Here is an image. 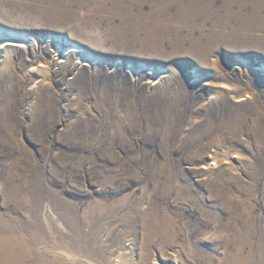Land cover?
I'll return each instance as SVG.
<instances>
[{"label":"rangeland","instance_id":"obj_1","mask_svg":"<svg viewBox=\"0 0 264 264\" xmlns=\"http://www.w3.org/2000/svg\"><path fill=\"white\" fill-rule=\"evenodd\" d=\"M184 4L0 0V25L38 37L49 70L36 81L18 48L0 78V231L25 244L0 264H219L245 223V264H264V0ZM59 37L100 61L48 60ZM17 170L26 195L5 200ZM157 207L172 237L148 234Z\"/></svg>","mask_w":264,"mask_h":264},{"label":"bare ground","instance_id":"obj_2","mask_svg":"<svg viewBox=\"0 0 264 264\" xmlns=\"http://www.w3.org/2000/svg\"><path fill=\"white\" fill-rule=\"evenodd\" d=\"M146 1L147 0H139L140 3H145ZM155 1H160V0H155ZM162 1H163V3L169 2V0H162ZM173 1L176 2L177 6H186L184 4V0H173ZM185 2L189 6H191V4L193 2L198 5L200 0H188V2H187V0H185ZM115 6H122V5L117 2L115 4ZM256 6H260V5L258 3H256ZM39 44H40V41H39L38 37H35L26 31H16L13 29L9 30V29H6L5 27L0 25V78L4 74L7 75L10 72V68L13 69L12 67L15 64V58H14L15 50L18 48H24V49L27 48V49H29L28 51H30V53L32 54L31 56L33 57V60H34V62L31 64V66L29 68V74L32 76V78L35 75L37 78L36 81H39L40 78L46 79V75L49 72L47 63L42 62V60L36 61V59H38L36 47H38ZM52 46H53V51L55 53V56L47 57L48 60H50V61L55 59L56 56H58L59 58H63V57L68 58L72 54H80L81 52H83V55H85V56H89V57L93 56L94 57V55L83 50V47L78 43H67L66 45H64L61 37H59L58 39H55V41H53ZM43 48L44 49H42V47H41V50L39 49L38 51H42L40 53L46 54L48 47L47 48L43 47ZM16 58H17V56H16ZM94 59H96V60H94L95 61L94 63H97L98 61H100V57L95 56ZM18 63H20V61ZM254 68L258 71H262V74H264V66L263 65H257ZM170 73H169V71L164 70V71L159 72L158 76L162 78V77L169 75ZM9 75H7V76H9ZM6 102H7V100H6ZM6 104L9 105V103H5L3 101V106H6ZM5 117H6L5 112L0 113V128L5 131V132H2V131L0 132V139H1L2 135L3 136L5 134L8 135L11 131L10 125H8L6 123ZM209 156L211 157V161L208 162L207 164L203 165V168H205V169H211L214 166L216 167V166H218V163H219V157L220 156H219V153L215 149L213 150V152H211L209 154ZM163 174L167 175V168L166 167H164V168L161 167V169H160L159 175H163ZM21 176H22L21 170L20 171L19 170L13 171L10 174L6 175V177L4 178V184H5L4 186L6 188V190L4 192L5 200L8 198L10 200L11 199H22L26 195V191H27V187H28L27 186L28 179L22 178ZM194 195H195V198H194L195 200H201L202 201L205 198L204 195H201L198 192L194 193ZM3 204H4V202H3ZM227 204L229 206L232 205L230 198H228ZM241 205L243 207L245 206L244 204H241ZM160 210H162V208L157 207L154 210H152L151 212H148V215L144 218V223H145L146 229L148 230V234L152 235L155 233L158 235H162L163 238H165L167 236L172 237V235H173V232H172L173 223L167 219V216L164 213L162 216H158L157 213ZM219 213H223V212L218 211V214ZM208 219H209V217H208ZM216 220H219V222H222L220 216H217ZM6 222L7 221H5V227L3 229V232L0 231V259L2 261L1 263H3V262L6 263L9 260V248L10 247L12 249L15 248L18 250L22 249L21 247H23V245L25 247L24 241L19 240V242H17L15 240V238L10 237L11 235H9L7 232L11 228H10L9 223L8 222L6 223ZM219 230H221V229H219ZM227 230L229 231L227 233L230 234V236L228 238L230 240V243H226V251L224 254V260L219 264H245L248 261L250 255L247 253H244V248L254 246L253 237L255 236L256 231H257V235L259 234V231L257 230L256 226L254 224H251V223H245L242 226H238V228L237 227H233V228L229 227ZM148 238L149 237H147V239ZM147 239L143 242V245L147 244ZM26 248H28V247H26ZM221 258H223V257L221 256ZM44 260H46V259H44ZM46 261H48V260H46ZM154 264H171V263L170 262L160 263L159 261H157ZM175 264H177V263H175Z\"/></svg>","mask_w":264,"mask_h":264}]
</instances>
